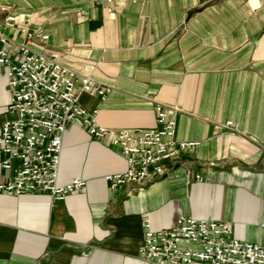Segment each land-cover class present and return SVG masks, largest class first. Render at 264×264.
<instances>
[{
	"label": "crops",
	"instance_id": "1",
	"mask_svg": "<svg viewBox=\"0 0 264 264\" xmlns=\"http://www.w3.org/2000/svg\"><path fill=\"white\" fill-rule=\"evenodd\" d=\"M96 1L0 0V33L20 41L2 21L27 17L31 50L112 86L103 100L76 86L97 124L152 128L161 102L180 109L176 139L197 144L174 174L110 189L103 177L125 158L68 124L57 183L79 177L85 189L59 201L0 190V264H151L138 257L143 219L163 229L179 215L226 222L238 240L263 244L264 0H114L110 12ZM10 100L2 72L0 124ZM9 177L0 166V183Z\"/></svg>",
	"mask_w": 264,
	"mask_h": 264
},
{
	"label": "built area",
	"instance_id": "2",
	"mask_svg": "<svg viewBox=\"0 0 264 264\" xmlns=\"http://www.w3.org/2000/svg\"><path fill=\"white\" fill-rule=\"evenodd\" d=\"M113 1L96 2L110 12ZM28 23L27 17L20 24L13 15H6L2 21L4 27L17 29L22 39L15 42L0 33V73L5 74L11 95L6 107L10 117L0 124V166L10 172V177L0 183V190L11 194L48 193L53 201L84 190L86 182L79 177L63 185L57 183L62 136L70 123L83 125L91 137L107 141L125 158L123 171L103 177L110 189L174 174L182 155L197 144L176 139L180 109L155 102L152 128L113 130L97 124V110L90 113L80 105L76 86L101 100L112 93L113 87L76 74L60 63L57 53L31 50L34 33ZM47 38L43 34L40 41ZM195 179L201 177L195 175ZM261 217L264 236V199ZM142 226L138 257L151 264H264V243L238 240L223 221L179 215L170 228L152 229L148 218L143 219Z\"/></svg>",
	"mask_w": 264,
	"mask_h": 264
}]
</instances>
